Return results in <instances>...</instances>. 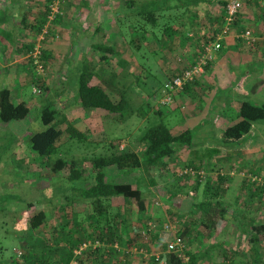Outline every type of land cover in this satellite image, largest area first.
<instances>
[{
    "label": "trees",
    "instance_id": "1",
    "mask_svg": "<svg viewBox=\"0 0 264 264\" xmlns=\"http://www.w3.org/2000/svg\"><path fill=\"white\" fill-rule=\"evenodd\" d=\"M203 1L205 0L150 1L148 5L142 7L140 12H138V15H135L138 18L133 21L134 24L132 29L135 32L134 41L139 42V44H144L146 42L142 41V35L147 33L145 28L146 22L148 23L147 30L151 35L150 42L155 41L157 34L159 35V32L162 30L167 36V39H172L175 34L176 36L182 34L186 25L180 23V28L176 29L178 25H176L175 22L179 21V17L181 15L189 13L190 7L195 8ZM226 1L227 0H219L217 8L220 9V13H218L219 15L214 16L219 20V24L222 23L221 30L224 26ZM171 3H173L174 6L171 7ZM244 3H246V1ZM171 12H176V14L170 20ZM241 14L242 13L240 11L235 19V23H238V25L240 24ZM167 18H169V20ZM41 21L42 23L40 26H31V29H35V27H37L38 32H40L47 21L46 16H44V19ZM139 34L140 38H138ZM192 36L193 35L189 34V38H192ZM215 37L216 36L205 38L206 40H201L200 46H198L199 49L197 55H199V52L202 50V44L207 42L209 39L214 40ZM0 44L1 49L5 48V50H7V54H5L7 57L9 53L8 50H10L12 43H7L2 39ZM90 49L92 53L97 55L99 62L98 65L102 62H109L106 57L107 55H117L113 47H107L99 43L92 44ZM32 51L33 46L26 47L25 54H30ZM6 57L2 58L5 65L8 62H5ZM120 57V60H118L120 62L117 64V67L121 70L119 74H121L122 77H125L126 67L132 65V63L124 60L122 55ZM30 60L31 59L29 57L27 61L29 62ZM40 62V66L43 68L45 66L44 57H40ZM139 66H141V73L138 72L134 78L136 83L138 82V84H141V80H145L147 77L149 78L151 76V68L144 65V63H139ZM188 67L189 66L186 68ZM96 68L97 67L89 61L84 62L79 68L80 73L76 80L77 87L76 90H73L74 95H72L74 96L77 105L84 112L89 113L93 111L98 114H104L102 116L103 119H107L111 123L117 124L118 126L125 124L133 116H136L137 118H144V116L147 115L148 110H145V108L148 107L150 110L152 108L150 96H148L144 101V107H140L138 110H135L132 108L130 100L125 94L129 85H123L122 89L115 91L120 93L119 99L117 101L112 100L109 92L104 90L101 86L94 84V80L99 78L96 73ZM145 71L148 72V76H144ZM32 72L35 77H38L36 66L32 67ZM180 72L181 70L175 73V75L171 74L167 77L165 76L166 78L164 79L166 82L163 86L161 85V90V87L159 89H153L160 90V92L156 93L154 96V98H157L159 101L157 105L158 107L156 106L153 110L154 120L158 121L152 122V125L149 126L142 134L139 141L140 144L144 145L142 153L137 155L134 152L125 151L120 154H116L114 152L106 155L95 154L88 159L84 157L87 159L89 164V167L86 168L80 167L78 165L79 162L76 159H65L63 156L60 157L58 146L61 143L60 141L63 134H66L67 136L68 141L66 142L74 140L77 141L81 146H83V151H85L84 149H96L93 146L95 144L89 143L87 141L86 134L75 128L74 125L67 121L62 112L57 111L53 107V101H50L53 100V98L49 96L48 87L41 86L40 83L37 84L40 78L34 79V85L37 87H43L46 92H44V90L41 92L40 88L37 91L39 94L37 96L41 97V103H39V108H41L39 119L40 124L43 126V130L36 131L30 135L28 142L31 152L36 157L44 158L48 161H50L54 156H58L55 161L49 164L50 174L52 176H64L63 172L65 171H67V174L60 183L62 184L61 193L55 191L54 189V191L50 190L55 185L53 183V185L49 187V193H47L48 189H42L39 193H34L35 197L30 199L28 202L25 200L21 201L24 202V205H26L30 210L41 205H44V208L42 210L35 209L36 212L33 213L32 216H27L24 213L20 214L17 217L18 219H22L19 220L20 223H17L13 227L11 226L14 229V231H12L14 234L13 238H17L19 241L38 238L40 239V242L35 244L32 243V246H28V250H26L27 248H24V251L20 255L21 258L20 256L15 259L13 258L10 264H71L72 262H76L77 264H86L89 262V258L94 256H96L94 258L95 261L96 258L99 257L97 259L101 260L102 258L103 263L107 262L106 255L103 252L101 255H98L100 251L99 247H95L94 249L91 248L93 245L105 246L106 244H113L116 243V240L120 239L118 235L119 226L124 223L127 217L130 218L132 214L127 211L128 209L125 210V208L124 211H121L119 207H122L124 203L126 208H129L131 206L130 202H132L135 203L137 212L144 215L149 203L144 199L140 189H134L129 184L107 182L104 169L114 167L120 175H130L135 172H140L142 177L139 179V182L145 183V179H149V186H152L154 184L152 181L154 174H163L168 166V160H170L178 150L190 149L193 146V133L190 129L184 128L178 134H174L167 127L164 120L165 111L174 106V101L178 95L173 97V102L170 105H164L161 103L163 100L162 90L164 86L172 80V77L178 75ZM114 76L115 75H112V77ZM195 81L196 79H194L192 83ZM189 85L190 84L186 85L180 93H182ZM65 92L66 91H64V96H67L68 94H65ZM67 92L71 93L72 91ZM62 93L63 91L59 93L55 91L53 92L58 99L61 98ZM33 108L37 111V107ZM29 115V104L25 101L15 100L13 92L8 86L0 88V127H5L7 124L12 122H21L28 118ZM261 121H264V104H256L249 100H244L239 103L236 122H234L231 126H228L223 131L222 144L224 146L232 143L239 144L251 132L253 125ZM7 138L9 137L0 138V147L2 146V141H5V143L7 142V159L9 160L11 146L14 144L15 139L10 138V140H5ZM70 150L71 147L68 146L67 151L62 154L67 155ZM205 162L189 165L187 167L188 169H192L194 171V178H197L196 185L201 182V179L204 176L203 166H207L209 168L211 166L208 164L207 160H205ZM1 163L2 157H0V165ZM198 172H201L202 175H197L196 173ZM226 176L227 175L224 176V174L220 173L219 170L216 171V185L208 183V187L206 188L207 197L204 195V198H202L200 202L195 201L193 204L192 210L197 212L198 223L208 230L215 228L216 223L221 219V216H211L210 211L213 210L211 208H215L214 211L219 212L220 215L226 211V207L221 208L220 206V202L222 200L219 196L223 183L229 180ZM63 181L73 184L82 182V185L78 188H70L69 191L71 193L69 194L71 195L69 196V194H67L68 191L63 189ZM248 183H250L249 179ZM251 185L256 188L260 196L264 197V184L253 182ZM193 192L196 193V190ZM166 197L169 204L175 206L176 209L180 207V203L186 198L185 195H180L178 191L167 193ZM55 200L60 202H55ZM216 200L217 202H215ZM9 203L10 202H8V204ZM8 204L4 206L2 203L0 211L5 213V208ZM47 209H57L63 212L62 221H60L59 225L61 229L55 226V229L48 230L49 223L47 221V214L49 211H47ZM194 211L191 214H193ZM84 217L88 219L85 226H83L84 223L81 222L82 220L84 221ZM246 219L247 218L244 216L241 217L239 224L242 226V232L244 234H250L247 236L249 237L248 242L250 246H252L251 252L254 254L252 264H264V224L256 226L252 219L244 222ZM22 222H24V224ZM22 229L25 232H30V235L27 236L25 232L22 234V237L18 235V231ZM248 231H252L253 233ZM160 232L162 234H159L158 232L155 235H150L152 242H159L161 244L164 239L163 237L168 238V234L164 232L163 226ZM185 233V231L179 233L176 231V235L183 238ZM49 235L52 238H50ZM164 244L163 256L160 255V259H165L164 264H182L183 261L177 253L168 252L167 241ZM82 246L85 247L80 248ZM259 246H261V248ZM30 248H32V251L29 250ZM36 248L37 251H34ZM185 248L184 256L187 259L186 263L196 264L195 257L188 252L187 247ZM76 252H79V256H76ZM120 254L121 253H119V251H114L112 253V257L118 258L116 261L117 264H121L119 258ZM1 263L2 262H0V264Z\"/></svg>",
    "mask_w": 264,
    "mask_h": 264
},
{
    "label": "rangeland",
    "instance_id": "2",
    "mask_svg": "<svg viewBox=\"0 0 264 264\" xmlns=\"http://www.w3.org/2000/svg\"><path fill=\"white\" fill-rule=\"evenodd\" d=\"M152 1V0H150ZM67 0H44L42 4H44L45 12L44 15L46 16V23L45 26L42 27V30L38 33H36L35 36L30 34L29 32H25L27 29L24 27L19 26L18 29H22L23 31L20 34L16 35V42L15 46L16 51L13 53L14 58L11 60L12 67L10 68L12 70H9L7 72L17 74L18 70L21 68L24 69L25 75L22 77V88L21 92L23 95H20L18 91L20 89H17L14 91V94L17 96V98L25 101L27 104H29L30 107V115L31 119H34L38 117L37 111L33 107H38L41 97L37 96L38 89H41V92L44 90L41 86H47L48 92H61L64 88L63 84V77L66 76L67 71L66 66H74L76 65V60L78 59V52L80 50H86L90 49V46L92 42L90 40H84L81 41L79 37L72 36L70 39L67 35L68 33V26L64 25V8L66 7ZM248 2L243 4L242 10H241V17L244 16L246 19L248 17H254L262 15L264 16V0H256L252 2ZM218 5V4H217ZM220 9H215V11H219ZM217 13V12H216ZM50 17V19L48 18ZM164 22V21H163ZM146 31H148V23H145ZM178 24V22H176ZM239 29H241L240 25ZM247 27V28H246ZM245 30H249L252 32V26L246 25ZM239 29H236L234 36L240 35L241 31ZM46 31V34H42V31ZM28 31V30H27ZM244 31V30H242ZM192 31L190 29H185L183 31V35L186 41L181 44V41L179 42V49H177V52L181 51L182 45H187L190 43L188 39L189 35ZM160 34H157L156 40L153 42H148V46L143 47V44H139L137 41L128 42L127 44L123 42L116 43V49H114L117 53V58L115 55H107V60L109 62H102L99 65L100 72H104L107 69H110L111 67H114L118 61V58L120 55L126 56L129 60V62L132 63V66L134 67L133 71L140 72L141 66H139V63H144V65H147L151 68V76L149 78H146L145 80H148V83L150 86L155 87L156 89H159L161 85L163 84V78H166L167 76L171 75L166 73V77L163 75L162 69H160L161 64L160 60H163V46L168 43H163L162 39H166L167 36L164 34V31L162 30L159 32ZM135 34V32H134ZM186 35V36H185ZM20 36V37H19ZM33 36L35 39L30 41L29 37ZM255 36L257 38L264 37V34L261 36L255 33ZM19 38V39H18ZM138 38H140V34L138 35ZM235 38V37H234ZM237 39V38H236ZM259 42V41H258ZM258 42L255 44V46L251 47L248 50H251L255 54L258 53V50L263 52L264 51V45L260 47L258 45ZM110 44V43H109ZM191 44V43H190ZM241 46V43H239ZM30 45V46H29ZM133 46V51L129 47ZM39 47L40 50V57H44L45 52H49L52 57V61H45V66L42 68V72L38 73V77H35L32 72V67H34L33 60L31 59L29 62L27 61L30 57V54L23 53L26 51L24 47ZM184 46V47H185ZM239 46V45H238ZM183 47V46H182ZM246 47V46H245ZM138 50H137V49ZM259 48V49H258ZM47 49V50H46ZM247 49V47H246ZM85 50V51H86ZM125 50V51H124ZM66 52H70L69 54V63L65 56ZM132 53L131 56H129V53ZM198 52V50H197ZM196 52V53H197ZM120 54V55H118ZM27 57V58H26ZM177 57H175V60H177ZM130 58V59H129ZM179 58V57H178ZM174 59V58H173ZM198 59V55L194 60ZM43 60V59H42ZM195 62V61H194ZM40 58L38 60V64H40ZM192 66V64H189V67ZM148 67V68H149ZM264 69V64L262 65ZM73 69V68H72ZM71 69V73L69 74V81H68V89L75 90L77 87V82L75 81V75ZM115 69V68H113ZM185 69V68H183ZM182 69V70H183ZM262 69V70H263ZM53 70V73L51 72ZM2 72V70L0 71ZM16 72V73H15ZM264 72V70H263ZM133 73V72H132ZM141 73V72H140ZM46 75H49V79L46 80ZM40 78L38 80L37 84L40 83V87H37L34 85V79ZM199 78V77H198ZM197 78V79H198ZM0 79H4L2 81V87H6L5 85L8 83H12L10 79H8V76L4 74L0 75ZM10 82H9V81ZM46 80V81H45ZM48 81H50L53 84V88L50 91V86ZM50 83V84H51ZM141 88L142 85L138 84ZM36 90V92H34ZM46 92V90H44ZM133 91L128 93V97L131 98V106L133 109L138 110L140 107H144V100L139 99L141 97L138 95V89H134V94H132ZM150 92V101L152 108L151 110L146 107L145 110L147 111V115L144 116V118H137L136 116L131 117L130 120H128L123 125H117L114 123H111L107 119H103L102 116L96 114V119L99 122L100 125H102V129L100 131H97L95 133L90 134V138L93 140V145L96 149L90 150V149H84L82 150V147L77 141H68L66 134H63V137L61 139V143L58 146L60 157L63 156L65 159H76L79 162V166L82 168L89 167L87 159L91 157L92 155L99 154V155H106L110 154L111 152H114L116 154H120L125 151L134 152L137 155H140L143 151L144 145L140 144V138L142 137V134L144 131L152 125V122H157L154 120V114L153 110L158 105V99L154 98L156 93L159 92V90H152ZM252 92V91H251ZM65 94H70L67 91ZM109 94L112 98V100L117 101L119 99L118 92H110ZM159 95V94H158ZM48 97V95H47ZM35 100V101H33ZM51 101V100H50ZM50 103V102H49ZM254 103V102H253ZM51 105V104H50ZM32 106V107H31ZM53 107H56L53 103ZM158 107V106H157ZM178 107V106H177ZM52 108V107H51ZM58 108V107H57ZM179 109V108H178ZM100 116V117H99ZM75 118L72 120L71 124L78 126L80 122H78V116L76 113L72 115V118ZM182 120V117L180 114H177L174 120H172L174 123L170 122L171 126H176L180 121ZM188 127L187 125H184L182 127L185 128ZM172 129V127H169ZM189 128V127H188ZM204 133L202 134V140L209 142L211 144H214L215 146H218L220 143L217 140L216 136L214 135V129L209 127L208 125L204 128ZM24 133V132H23ZM88 134V133H87ZM94 134V135H93ZM89 136V134H88ZM9 137V136H8ZM5 140H10V138H7ZM95 141V142H94ZM22 142V141H21ZM23 146L21 147L22 151H27L28 148L27 143L25 142V139H23L22 142ZM8 144L5 141H2V146L0 147V157H2V163L0 165V206H5L10 202L7 207L5 208V213L0 211V262L1 264H10L11 260L21 255V253L24 251V248H28L32 246L31 244L39 243L40 239H24L23 241H19L17 238H13L14 229L12 228L17 223H20L17 217L20 214H26L27 216H32L33 213L37 210H42L44 208V205H41L39 207H36L32 210L28 209L26 205H24V202H28L30 199H33L35 197L34 193H39L42 189L48 188V183L52 182L54 183L53 189L55 191L60 192L62 190V184L61 180L64 179L67 174V171L63 172L64 176L60 175H54L52 176L49 171V164L52 163L57 159L58 156H54L50 161L42 158L41 160H37V162L34 160L31 164L25 166L24 158L21 159V164H17V167L19 168L17 171L13 170L10 171V168L14 167L10 164L8 158V150L7 147ZM68 146L71 147L70 152L67 155H64L62 153L66 152L68 149ZM221 147L228 149H238V158L235 157V160L233 161L232 158L227 164H224L223 167H214V166H203L204 170V176L201 179V182L198 185H196L197 178H194V176H187L183 175V171L185 169H188L187 167L190 165V162L185 160L183 157H186L189 159L188 154L184 155V153L180 152L174 157L173 162H171L165 172L163 174H154V178H152V181L154 184L152 186H149V179H145V183H140L139 179L142 177V174L139 173H132L130 175H119L117 170L114 167L105 168V176L107 182H113L117 184H129L134 189L138 188L140 189L144 199L148 201V208L146 210V213L139 214L137 212L135 203L130 202V207L126 208V206L122 205V207H119L121 211L125 210L131 212L132 216L130 218L127 217V219L124 221V223L120 224L119 226V237L120 239L116 240V243L113 244H104L105 246L96 245L92 246L91 249H94V247H99L100 251L98 255H101L102 252L106 255V261L103 263L102 258L97 259L95 261V257L89 258V262L86 264H117V257H112V253L115 251H119L120 256V263L121 264H164L165 259L161 258L160 255L163 256V245L164 243L170 242V240L176 236V231L183 232L186 230L185 236L183 238L185 247L188 248V252L192 254L195 257V253L200 255L201 253L203 255L207 254V251H205V247L207 246V243H211L213 245L214 250H209L208 257H205L206 259L199 260V258H196V264H226L225 260H221V257H226L225 248L220 246L221 243V237H219L218 240H214V238H217V233L213 232L210 235V238L208 236V233L210 232L208 229L202 227L198 223L197 214H191V206L192 203L195 201H199L204 198V195L206 196V188L208 187V183L212 185H216V171L219 170L220 173L227 175L228 181H225L222 185L221 192L219 193V196H221V193L226 191L229 187L230 191L228 194L232 195L233 192H237L238 189V180L247 181L248 179L250 184L253 182H259L260 184H264V121L257 122L253 125V128L251 132L243 139L242 142L239 144L232 143L226 146ZM111 149V150H110ZM251 153V154H250ZM27 157L29 155L25 153ZM252 155V157H248ZM86 157V158H84ZM24 162H23V161ZM249 160V161H248ZM170 160H168L169 162ZM245 162H250L252 165L255 166V168H251V166H246ZM245 164V165H244ZM30 169V170H29ZM207 169V170H206ZM37 170V171H36ZM36 171V172H35ZM34 173H46L47 179H41V177H36ZM253 172V174L251 173ZM17 173V174H14ZM19 176V178H18ZM38 176V175H37ZM25 178H28L30 180H35L34 183L31 185H28L25 180ZM34 178V179H33ZM49 181V182H48ZM233 182V183H232ZM58 184V186H57ZM60 184V185H59ZM249 184V183H248ZM196 185V186H195ZM228 186V187H227ZM196 190V193L193 192ZM174 191H178L180 195H185L186 198L183 202L180 203V207L178 209L175 208V206L170 205L169 201L166 199L167 193H172ZM211 192V191H210ZM61 193V192H60ZM60 197V195H59ZM57 200H55L56 202ZM60 202V201H57ZM247 198L245 204H247ZM243 200L238 199L237 206L242 205ZM57 205V204H56ZM262 212L264 213V202L260 203ZM58 206V205H57ZM35 210V211H34ZM34 211V212H33ZM47 214V221L49 223L48 230L55 229V226L59 229L60 228V221H62V215L63 212L60 210L54 209V210H48ZM216 211L211 213L215 214ZM226 212V211H225ZM224 212V213H225ZM224 213L221 216V219L218 220L215 226H221L222 224L221 220L224 216ZM191 214V216H190ZM17 220V221H16ZM88 219L84 217L83 226L87 224ZM230 222L232 219H227ZM262 221L264 223V214L262 215ZM225 222V221H224ZM24 224V222H22ZM231 223V222H230ZM231 224H236L231 223ZM166 225H172L175 227L174 231H171L168 234V238L163 237L162 243L159 242H152V239L150 235H155L159 232V234H162L160 230L164 229V232L166 233ZM12 226V227H11ZM87 227V226H86ZM235 225L232 226L233 233H232V239L235 237V245L234 248L237 250L235 252L234 258L231 260V264H241V257L240 255L242 253H239V247L241 245L248 246L247 239L242 238L239 233L236 232V229L234 228ZM25 231L19 230L18 235L22 237V234ZM27 236L30 235V232H25ZM50 236V235H49ZM226 236V235H225ZM50 238H52L50 236ZM232 245V243H230ZM29 246V247H28ZM39 247V246H36ZM84 246L80 247L83 248ZM30 248L29 250H31ZM199 249V251H196ZM32 251V250H31ZM37 251V248L34 250ZM162 253V254H161ZM76 256H79V252H76ZM212 256V257H211ZM103 257V256H102ZM21 258V256H20ZM158 258V260H157ZM227 258V257H226ZM100 260V261H99ZM73 263V262H72ZM187 264V263H182ZM243 264V262H242Z\"/></svg>",
    "mask_w": 264,
    "mask_h": 264
},
{
    "label": "crops",
    "instance_id": "3",
    "mask_svg": "<svg viewBox=\"0 0 264 264\" xmlns=\"http://www.w3.org/2000/svg\"><path fill=\"white\" fill-rule=\"evenodd\" d=\"M43 2L44 0H0V42L3 39L7 43H12L10 50H8L9 53L7 57L5 55L7 54V50H5V48L1 49L0 46V71L2 70L0 75L4 74V77L7 75L8 79L11 80L12 83H8L5 86H8L11 89L15 100L23 101L17 98V96L14 94V91L20 89L18 92L20 95H23L21 92L23 85L21 84V78L24 77L23 75H25V71L23 68L18 70L17 74L7 71L12 70L10 68H14L12 67L11 60L14 58L13 53L16 51V47L14 48L16 35L23 31L22 29H18V27L21 26L25 29L28 28V31L26 30L25 32H29L31 30V26H40L42 23L41 20L44 19L45 16V5L42 4ZM149 2L150 0H67L66 7L63 9L64 25L68 26L67 35L69 39L72 36H77L81 41L90 40L92 44L99 43L101 45L116 49L115 44L118 42L127 44L128 42L134 41L135 34L132 29L134 24L133 21L134 19L138 18L135 15H138V12H140L142 7L148 5ZM218 2L219 0H205L195 8L190 7L189 13L181 15L179 17L178 24L175 22V24L178 25L176 29L180 28V23H183L186 25L185 29H190L192 31L190 34L193 35L191 40L188 39L191 44L189 43L186 46L182 45L183 47L181 46L180 52H177V49H179L178 47L180 46L179 42L181 41V44H183V42L186 41L183 34L177 36L175 34L173 35L172 39H162L164 43H168L163 46V60H160V64L162 66L160 69H162L164 76H166V73L175 75V73L179 72L183 68H186L189 66V64H192L195 61L194 59L197 57V50L199 49L198 46H200L201 40L205 38H211L220 33L222 23L219 24V20L214 17L220 13L219 11H215V9L218 7ZM170 6L172 7L174 4L171 3ZM175 14L176 12L170 13V20L175 16ZM167 19L169 20V18ZM239 25L241 29H239L238 23L233 25L232 33L222 41L220 51L215 54L213 61L206 68L204 74L196 79L194 83L187 86V88L182 93L178 94L174 101V106L171 109L165 111L164 120L168 128L172 127V129H169L174 134L181 132L184 125H187L189 128H185L190 129V131L193 133V146L190 149L178 150L176 154L170 159L168 165L173 162L174 157L180 152L184 153V155L188 154L189 159L186 157L183 158L186 161L188 160L190 165L204 163L205 160H207L208 164L214 166L215 168L225 166L224 164H227L231 158L233 161L235 160V157L238 158L239 151L237 148L226 150L225 148L221 147V145L224 146L222 144V135L223 131L228 126H231L234 124V122H236L239 103L243 102L244 100H249L256 104H264V69L262 67L264 64V51L261 52L258 50L257 54H255L254 51H252L253 53H248V51L251 52V50H248V47L246 49L243 41L234 38L235 36L233 33H235L236 29H239V31H241L240 33H242V30H245L247 25L252 26V33L254 36L255 33L261 36L264 34V16L262 17V15H259L248 17V19L242 16L240 17ZM37 27L32 29L29 33H32V35L35 36L36 33H38ZM146 32L147 33L145 35H142V41H146L143 44V47L148 46L146 43L151 41L150 32ZM33 36L29 37L31 42L33 39H35ZM257 42L260 47L263 46L264 37H261L260 39L257 38ZM239 43H241V46ZM129 47L133 51V46L129 45ZM24 48L26 49V47ZM85 50L86 48L78 52L76 65L74 64V66L72 65L71 67L66 66L65 70L67 71V74L62 78L64 88L62 89L63 93L61 98L58 99L51 91L53 84L50 81H48L51 91L49 96L53 98L51 101H53L54 105L56 106L54 108L57 111L62 112L68 122L71 123L72 120L75 119L74 117L72 118V115L74 113L77 114L78 122L80 123L78 126H75L74 124L73 125L79 131L86 134V138L89 143H93V140L90 138V134L100 131L102 129V125H100L96 119L97 112H84L77 105V102L73 96V90L68 89V76L71 73L72 68L76 81L80 73V66L86 61L93 63V65L97 67L96 73L99 77L97 80H94V84L101 86L107 92H115L116 90L119 91V89H122L123 85H129L125 93L129 100H131V98L127 96L128 93L133 91L132 94H130V96H133L134 89H138V95L141 94L139 99L141 98V100L145 101L150 94L149 91L153 90L155 87L150 86L148 80L140 81L143 88L138 86V82L136 83L134 78L137 71H133L134 67L132 65L126 67V76L122 77L121 74H119L121 70L119 67H117V64L120 61H117V63L113 65L114 67H111L104 72H100V64L98 65L99 62L97 55L92 53L91 49ZM69 54L70 52H66L65 54L67 60L69 58ZM23 55H25V52ZM131 55L132 53L130 52L129 56ZM120 56L119 58H121ZM176 56L179 57H177V60H175ZM5 57V62L8 61L6 65L2 60V58ZM50 57H52V55H50L49 52H45L44 58L46 62L49 60L52 61ZM115 57L117 58V55H115ZM119 58L118 60H120ZM123 59L129 62L126 56H123ZM51 72L53 73V70H51ZM147 73L148 72L145 71L144 76H148ZM112 75L115 76L112 77ZM48 79L49 75H46V80ZM3 80L4 79H0V88H3L2 86H4L2 85ZM165 82L166 80L163 78L162 86L165 84ZM162 86L160 90L162 89ZM64 91L72 92L67 96H64ZM40 109L41 108L38 106L37 119L36 117L34 119L28 117L21 122H12L7 124L5 127H0V138L9 136V138L15 139L14 144L11 146L9 156L10 164L14 167L10 168V171H17L19 169L17 164L21 162L22 157L24 158L25 166L31 164L34 160L37 162V160L42 159L36 157L31 152L28 142V139L32 133L43 130V126L40 124L39 119ZM177 114L181 115L182 120L176 126H171L170 122H172V124L174 123L172 120L175 119ZM98 115L102 116L104 114ZM207 125L214 129V135L220 143L218 146L202 140L201 136L205 132L204 128ZM23 139H25V142L27 143V146H25L28 148L27 151L21 150V147L23 146ZM25 153H27L29 157H27ZM248 157H252V155ZM245 163L246 166L255 168L252 163ZM251 173L253 174V172ZM33 174L36 175L37 178L41 177V179L48 180V178H46V173L37 174L33 172ZM118 174L120 175V173ZM25 180L28 185H31L35 182V180H30L28 178H25ZM52 185V182L48 183L47 193H49V187ZM80 185H82V182L73 184L63 181V189L68 191L67 194L71 193L69 191L70 188H78ZM50 190L54 191L53 187ZM229 191L230 189L228 187L226 191L222 192L220 196L222 201H219L221 208L226 207V212L224 213V216L221 220L222 224L224 225L211 228L209 230L210 234L208 233V236L210 238V235L213 232H216L217 238L215 237L214 240L218 241L219 237L222 236L220 246L225 248L224 253L226 254L227 258L221 257L220 259L222 261L225 260L226 264H231V260L234 258L235 252H237V250L234 248L235 237L232 239V226L235 225L234 228L236 229V232L239 233L242 238H246L248 243V246L241 245V247H239V253H242L240 255L241 264L242 262L243 264H252L254 254L251 252L252 246H250L248 242L249 237L247 236L250 234L246 235L242 232L243 228L240 226L239 221L241 220V217L244 216L247 218L244 220V222L250 221V219H252L256 226L264 224L262 221V215L264 213L262 212L260 205L261 202H264V197L259 195V192L254 186H252L250 183L248 184L247 181L244 180H238L237 192H233L232 195H230L228 194ZM70 195L71 194H69V196ZM246 198L248 202L247 204H245ZM238 199L243 200L242 205L237 206ZM217 200L215 202H217ZM193 204L194 203H192L191 210L193 208ZM211 209L210 213H213L215 208L212 207ZM193 211L194 210H192V212ZM196 213L197 212L194 211L193 214ZM213 215L215 216H211L218 217L220 216V213L216 211ZM227 219H232L230 222L233 223L234 221L236 224L226 222L228 221ZM184 231L186 232V230ZM248 232L253 233L252 231ZM205 243H207V246L205 247L207 254L203 255L201 253L198 255L195 253V257L199 258V260L206 259L205 257H208L209 250L215 249L211 243ZM230 243H232V245ZM259 247L261 248V246ZM196 251H199V249Z\"/></svg>",
    "mask_w": 264,
    "mask_h": 264
},
{
    "label": "built area",
    "instance_id": "4",
    "mask_svg": "<svg viewBox=\"0 0 264 264\" xmlns=\"http://www.w3.org/2000/svg\"><path fill=\"white\" fill-rule=\"evenodd\" d=\"M252 2L254 0H227L225 5V19L223 29L219 34L216 35L214 40H208L202 44V50L199 52L198 59L192 64V66L181 70V72L172 77V80L164 86L162 90L163 100L161 101L164 105H170L173 102V97L180 94L183 88L191 84L194 79H197L204 74L206 68L213 61L215 54L220 51L222 41L228 37L233 30V25L235 24V19L237 15L242 10L244 2ZM50 19V17H48ZM51 20V19H50ZM42 34H46V31H42ZM235 38L243 41L246 47H253L257 38L249 30L243 31L240 35L235 36ZM30 58L33 60L34 66H36L38 73L42 72V67L38 64L40 58L39 47H34ZM36 92V90H34ZM183 175L194 176L195 173L192 169H185L182 173ZM197 175H202L201 172L196 173ZM166 233L175 230V227L172 225H166ZM85 247V246H84ZM83 247V248H84ZM95 248V247H94ZM167 250L170 253H177L182 259L183 263L187 262L186 257L184 256L185 244L184 240L180 236H174L170 242L167 243ZM158 260V258H157ZM71 264H77L73 262Z\"/></svg>",
    "mask_w": 264,
    "mask_h": 264
}]
</instances>
